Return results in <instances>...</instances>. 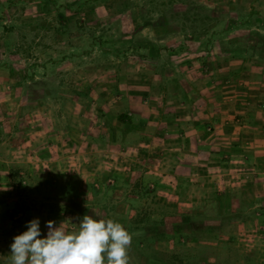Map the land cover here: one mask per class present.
Segmentation results:
<instances>
[{"label":"rangeland","instance_id":"obj_1","mask_svg":"<svg viewBox=\"0 0 264 264\" xmlns=\"http://www.w3.org/2000/svg\"><path fill=\"white\" fill-rule=\"evenodd\" d=\"M197 74L228 136L264 131V0H0V264L28 221L85 215L123 225L130 264H264V168L173 164Z\"/></svg>","mask_w":264,"mask_h":264},{"label":"crops","instance_id":"obj_2","mask_svg":"<svg viewBox=\"0 0 264 264\" xmlns=\"http://www.w3.org/2000/svg\"><path fill=\"white\" fill-rule=\"evenodd\" d=\"M206 58L207 57L203 56V60ZM206 77L210 80L207 82L208 85L204 88L197 86L198 82L201 80L200 75L197 74V76L194 77L195 83L188 81H186V83L182 81L180 83L181 86L179 85L180 90L176 94L182 98L183 102L196 108V117L194 116L192 119H187V117H185L186 119L178 120L177 123H175L179 124V127L183 129L182 132H179L180 138L178 139V144L180 146L178 148V160H172L173 164L176 163V171L182 175V178H189V176L193 174V180H199L198 177L195 176V169L193 168L198 164L204 165L203 167L208 171V175L210 173H215L214 176L219 175L217 173L223 171H227L226 173L229 171L228 176L232 175V177L235 176V174L247 175L248 173H244L237 169L243 170V168L247 167V164L250 163L264 168V131L260 134L257 129L256 132H253L251 130L249 131V128H245V126H238L236 127L238 129L236 132H249L252 133V136L245 137V142L242 140L240 142L237 141L235 133L228 136V114L224 111L223 118L227 120L223 124L215 122V120L217 121L219 119L218 110L215 107L216 100L214 98L217 94L213 87L216 82L211 80L214 79L213 76L206 75ZM228 97L229 96L225 98V107L228 106V100L231 102L234 99L231 93L230 98ZM249 104L250 103H248V106ZM253 104L254 103H251L249 107H246L245 113H248V111L253 108L255 109L254 105H256V103ZM258 106L259 105H256V111H258ZM227 111L228 110H226V112ZM220 113L222 112L220 111ZM245 113L243 115H245ZM262 118V116L256 113L248 116V120L257 122H260ZM204 122H210V124L215 125L211 133L205 132ZM166 129H168V127H166L165 130ZM221 158H224L227 167H218L219 164L217 165L216 162ZM196 162L198 164H195ZM258 175L259 174H257V176ZM211 176L213 177V175ZM224 176L227 175L224 174Z\"/></svg>","mask_w":264,"mask_h":264},{"label":"clouds","instance_id":"obj_3","mask_svg":"<svg viewBox=\"0 0 264 264\" xmlns=\"http://www.w3.org/2000/svg\"><path fill=\"white\" fill-rule=\"evenodd\" d=\"M41 236L39 218L27 222V230L13 237L10 264H130L132 235L113 219L85 215L78 230L68 232L46 221Z\"/></svg>","mask_w":264,"mask_h":264},{"label":"trees","instance_id":"obj_4","mask_svg":"<svg viewBox=\"0 0 264 264\" xmlns=\"http://www.w3.org/2000/svg\"><path fill=\"white\" fill-rule=\"evenodd\" d=\"M118 120L121 121V122H123V123H125L126 118H125L124 116H122V115H119V116H118ZM15 205H17V204H15ZM13 211H14V210H13Z\"/></svg>","mask_w":264,"mask_h":264}]
</instances>
